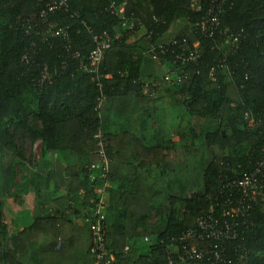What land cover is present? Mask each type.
Returning a JSON list of instances; mask_svg holds the SVG:
<instances>
[{
    "label": "trees",
    "instance_id": "trees-1",
    "mask_svg": "<svg viewBox=\"0 0 264 264\" xmlns=\"http://www.w3.org/2000/svg\"><path fill=\"white\" fill-rule=\"evenodd\" d=\"M113 1L125 3L147 34L135 43L129 36L115 42L102 61L103 77L94 82L62 40L52 41L40 24L28 33L16 23L40 12L36 0H0V173L5 159L22 157L16 135L23 132L31 143L41 141L43 156L56 153L65 162L72 198L67 214L34 222L24 255L0 246V264H104L92 253L93 223L77 224L83 208L100 197L102 182L91 183L88 172L99 161V132L110 160L106 248L118 264H208L184 262L181 250L173 255L169 249L210 208L222 172L251 171L264 157V0H76L49 23L69 27L73 49L86 58L93 48L89 30L112 32L118 24L108 12ZM210 11L237 35L238 48L219 33L202 32ZM180 20L190 29L159 46ZM192 50L201 57L199 67H187L188 80L168 85L165 67ZM63 63L69 69L39 89L43 68L54 74ZM153 83L157 96L150 98L144 90ZM247 112L259 127L246 128ZM4 206L0 199V229ZM223 207L216 208L218 216ZM154 214L159 222L149 224ZM254 215V229L228 248V264H240L242 255L246 264H264V213ZM116 223L122 227L117 234Z\"/></svg>",
    "mask_w": 264,
    "mask_h": 264
},
{
    "label": "built area",
    "instance_id": "built-area-1",
    "mask_svg": "<svg viewBox=\"0 0 264 264\" xmlns=\"http://www.w3.org/2000/svg\"><path fill=\"white\" fill-rule=\"evenodd\" d=\"M41 6L40 12L30 19L18 17L16 23L26 25L28 33L33 30V24H40L43 31L48 34L52 41L62 40L67 52H71V59L79 61V68L91 74L94 82H99L103 77L101 75V64L105 53L112 49L115 42L129 36L136 30L144 28L142 22L133 14L127 15L126 4L117 5L115 1L108 8V12L118 19V24L112 32L102 31L95 33L89 30L92 36L93 48L86 58H83L81 50H75L72 46V38L69 27L53 26L49 23V16L57 11H70L71 4L76 0H36ZM214 11H210L209 16L199 25L202 32L213 37L221 34L230 42L234 49L239 46V38L228 28H221L219 19ZM147 34V31H146ZM173 40V39H172ZM170 40V41H172ZM169 41V42H170ZM163 44H159L161 46ZM165 49L163 53H165ZM200 56L197 50L182 52L176 54L174 61L168 65L165 73V81L168 85L180 83L182 79L188 80L189 72L185 69L189 66L197 68L200 65ZM69 69L67 63L55 69L51 74L48 67H44L41 76L37 81V87L43 89L53 84L56 74H64ZM215 69L212 70L214 72ZM108 78V76L106 77ZM158 85L153 83L147 85L144 93L147 97L155 98L157 96ZM244 121L248 130L261 125V122L255 120L251 113L244 115ZM99 149L97 155L99 161L88 167L89 180L91 183L102 182L99 186L98 199L90 201L92 207H85L82 210V216L85 224L93 223L92 228V253L96 256L98 262L104 264H118L115 256L109 254L106 248V190L108 188L107 178L110 172V160L107 158L106 149L102 142L101 132L96 134ZM264 152V149H263ZM239 170L229 174L221 173L219 177L218 188L209 194L211 206L208 210L202 211L197 217L193 227L189 228L181 238L175 240L177 245L171 248L176 252H170L173 255L181 250L179 259L184 262H206L208 264H228L226 253L229 247L235 245V242L242 236L249 233L256 226L254 213L261 211L264 213V157L255 162L251 171ZM99 171V174L96 172ZM80 192L78 195H82ZM224 203L222 210L221 203ZM75 201H71L72 207L76 206ZM193 242H211L212 246L198 249ZM240 256V264L244 260Z\"/></svg>",
    "mask_w": 264,
    "mask_h": 264
},
{
    "label": "crops",
    "instance_id": "crops-1",
    "mask_svg": "<svg viewBox=\"0 0 264 264\" xmlns=\"http://www.w3.org/2000/svg\"><path fill=\"white\" fill-rule=\"evenodd\" d=\"M176 23L184 26L187 22L180 20ZM177 24L173 35L165 34L159 44L167 43L169 37H174L176 32L178 34ZM141 30L146 32L145 27ZM16 146L22 157L5 159L4 169L0 173V199L5 201L3 214L6 215L5 228L0 229V246L21 256L27 252L29 233L34 222L41 218H58L67 214L68 202L72 198L68 192L70 177L66 172V164L56 153L43 156L41 141L31 143L23 132L16 135ZM106 197L108 204L107 192ZM121 203L120 201L119 208ZM152 217L159 219L155 214ZM77 224L84 225L82 214L78 217ZM115 226L114 233H120L122 227L117 223ZM169 250L176 252L174 248ZM128 251L135 257V249L127 247ZM49 260V257L44 258L46 263Z\"/></svg>",
    "mask_w": 264,
    "mask_h": 264
},
{
    "label": "rangeland",
    "instance_id": "rangeland-1",
    "mask_svg": "<svg viewBox=\"0 0 264 264\" xmlns=\"http://www.w3.org/2000/svg\"><path fill=\"white\" fill-rule=\"evenodd\" d=\"M181 21H184V20H181ZM184 22H186V21H184ZM176 24L177 23H175L174 25H173V27H172V29H171V31L168 33V34H166L167 36L169 35H173V32H174V30H175V27H176ZM179 25V23L177 24V26ZM142 29V28H141ZM141 29H139V30H136L134 33H132L131 35H130V37H129V39H128V43H135V42H137L138 40H140V39H142L144 36H145V34H146V32H145V30H141ZM178 29H179V31H178ZM190 29V26L188 25V23H186L184 26H181V25H179V27L177 28V31H178V34H177V32H176V34L174 35V37H169L167 40H168V42L170 41V40H172V39H174L176 36H178L179 34H183L184 32H187L188 30ZM167 42V41H166ZM158 98V97H157ZM160 98H162V97H159L157 100H159L160 102H162L161 100H160ZM163 103V102H162ZM162 103L160 104V105H162ZM168 116H170V113H168ZM166 121H168V120H166ZM151 126L152 127H157L158 126V124H157V122L156 121H151ZM106 201H107V198H106ZM182 208V207H181ZM149 224H155V223H158L159 222V220H156V218L155 217H152L151 216V218H149ZM241 264H246V261H245V259L241 262Z\"/></svg>",
    "mask_w": 264,
    "mask_h": 264
}]
</instances>
